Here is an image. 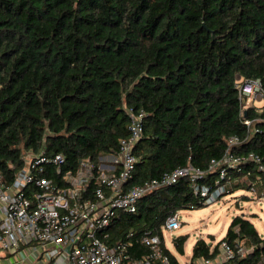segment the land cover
I'll return each instance as SVG.
<instances>
[{
  "label": "trees",
  "instance_id": "trees-1",
  "mask_svg": "<svg viewBox=\"0 0 264 264\" xmlns=\"http://www.w3.org/2000/svg\"><path fill=\"white\" fill-rule=\"evenodd\" d=\"M251 78L264 90V0H0V171L11 178L10 164L21 166L22 156L41 150L62 153L70 169L80 158L97 165L127 136L128 109H142L131 183L191 164L213 188L217 171L209 162L235 136L233 152L257 154L263 168L247 161L228 175L248 170L259 194L264 106L241 114L237 88ZM243 188L240 179L225 186ZM202 205L181 178L142 196L134 213L119 212L111 238L133 230L122 264L148 252L139 240L144 231L160 232L168 215ZM186 239L173 238L179 254ZM222 240L234 251L222 264H264V236L244 215L234 216L213 246L197 239L189 264L214 257Z\"/></svg>",
  "mask_w": 264,
  "mask_h": 264
},
{
  "label": "built area",
  "instance_id": "built-area-1",
  "mask_svg": "<svg viewBox=\"0 0 264 264\" xmlns=\"http://www.w3.org/2000/svg\"><path fill=\"white\" fill-rule=\"evenodd\" d=\"M237 88L241 114L248 103L264 97L259 78L242 79ZM144 114L142 109H128L127 136L119 139L116 154L106 156L110 159L102 163L99 157L97 165L89 158H80L70 169L65 167L62 153L45 154L41 150L27 152L21 166L10 164L11 178L0 171V264L24 260L30 264H122L129 259L133 230L130 228L125 238L112 239L108 227L113 219L119 212L134 213L142 196L181 178L190 181L192 191L203 198L204 204L217 199L227 191L226 185L238 179L254 197L264 199V192L257 193L248 170L239 178L228 175L247 161L263 168L257 154L233 152L240 143L235 136L227 139L221 158L209 162L208 169L217 171L213 188L199 182L204 172L191 164L131 183L137 161L133 148L142 134ZM243 123L247 131L254 132L252 120L244 117ZM179 227L175 212L166 217L160 232L144 231L139 240L148 252L132 259L131 264H170L163 231L173 232ZM237 251L243 254L249 250L238 246ZM233 255L232 247L222 240L216 255L201 259L200 264H222Z\"/></svg>",
  "mask_w": 264,
  "mask_h": 264
},
{
  "label": "rangeland",
  "instance_id": "rangeland-1",
  "mask_svg": "<svg viewBox=\"0 0 264 264\" xmlns=\"http://www.w3.org/2000/svg\"><path fill=\"white\" fill-rule=\"evenodd\" d=\"M261 108L264 106V97L255 99L248 106ZM110 159L105 155L101 156L100 162ZM178 220L180 227L173 232L163 231L166 247L177 257L181 264H186L191 255V249L195 241L203 238L211 246L218 242L226 232L232 218L236 215L248 217L255 228L264 234V199L254 197L247 189H236L224 191L219 197L198 208L179 209ZM187 235L184 243V253L179 254L171 241L178 235ZM17 264H30L28 261H21Z\"/></svg>",
  "mask_w": 264,
  "mask_h": 264
},
{
  "label": "crops",
  "instance_id": "crops-1",
  "mask_svg": "<svg viewBox=\"0 0 264 264\" xmlns=\"http://www.w3.org/2000/svg\"><path fill=\"white\" fill-rule=\"evenodd\" d=\"M106 156H109V157H112L111 155H106ZM261 235H263L264 236V234H261ZM173 243V242H172ZM185 243V242H184ZM174 245V244H173ZM213 246V245H212ZM183 249H184V244H183ZM170 251V250H169ZM171 252V251H170ZM172 253V252H171ZM173 254V253H172ZM191 254H192V249H191ZM175 255V254H174ZM177 258V257H176ZM178 260V259H177ZM190 260H191V255H190V258H189V261L186 263V264H189V262H190ZM200 260L201 259H197V260H194L193 261V264H200ZM179 261V260H178ZM180 263V262H179ZM55 264H59V263H55ZM60 264H65V263H63V262H60ZM181 264V263H180Z\"/></svg>",
  "mask_w": 264,
  "mask_h": 264
}]
</instances>
